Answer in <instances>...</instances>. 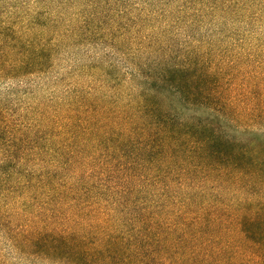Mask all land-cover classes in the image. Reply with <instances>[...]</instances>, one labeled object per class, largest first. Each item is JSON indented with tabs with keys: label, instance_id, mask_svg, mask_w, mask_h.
Segmentation results:
<instances>
[{
	"label": "trees",
	"instance_id": "16d2710c",
	"mask_svg": "<svg viewBox=\"0 0 264 264\" xmlns=\"http://www.w3.org/2000/svg\"><path fill=\"white\" fill-rule=\"evenodd\" d=\"M12 85L0 264L264 255V0H0Z\"/></svg>",
	"mask_w": 264,
	"mask_h": 264
},
{
	"label": "rangeland",
	"instance_id": "374dc122",
	"mask_svg": "<svg viewBox=\"0 0 264 264\" xmlns=\"http://www.w3.org/2000/svg\"><path fill=\"white\" fill-rule=\"evenodd\" d=\"M49 86H46L43 90V88H41V90L37 91V90H34V94H42L43 92H46L47 88ZM21 89L22 88H17L16 85H12V88H10L9 90H7L6 88H3L2 90H0V94L1 95H9L10 94V91L15 93L16 91H19L21 92ZM9 91V93H8ZM18 92V94H20ZM33 96H31L30 98H32ZM4 257L1 259L2 262H5L6 264H21V260H19L16 255H9V254H6V255H3ZM22 263H25V261H22ZM248 263V259L247 257L244 258V264H247ZM254 264H264V255L260 249V252L257 254L256 258L254 259Z\"/></svg>",
	"mask_w": 264,
	"mask_h": 264
}]
</instances>
